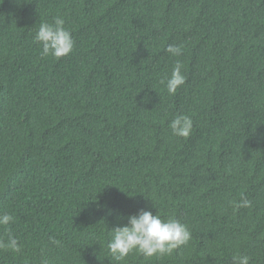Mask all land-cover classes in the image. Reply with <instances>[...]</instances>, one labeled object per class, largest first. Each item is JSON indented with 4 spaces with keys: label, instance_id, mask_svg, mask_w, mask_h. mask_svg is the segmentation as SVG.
<instances>
[{
    "label": "trees",
    "instance_id": "1",
    "mask_svg": "<svg viewBox=\"0 0 264 264\" xmlns=\"http://www.w3.org/2000/svg\"><path fill=\"white\" fill-rule=\"evenodd\" d=\"M57 16L74 49L42 58L33 36ZM140 209L192 239L119 264H264V0H0V239L21 246L0 264H117L109 232Z\"/></svg>",
    "mask_w": 264,
    "mask_h": 264
},
{
    "label": "clouds",
    "instance_id": "2",
    "mask_svg": "<svg viewBox=\"0 0 264 264\" xmlns=\"http://www.w3.org/2000/svg\"><path fill=\"white\" fill-rule=\"evenodd\" d=\"M65 20L54 17L52 23L42 22L33 36V43L41 48V57L51 56L60 59L69 55L73 49L75 41L72 33L65 28ZM165 51L173 57L182 55V46L169 44ZM183 64L176 61L171 70V74L162 80L169 95H175L177 90L186 82L183 74ZM171 133L180 138H188L192 133L193 121L188 115H176L169 122ZM232 207L238 211L242 208H250L252 201L241 194L239 201H232ZM14 221V217L7 213H0V227L8 229ZM110 239L107 249L112 260L119 262L126 260L130 254H139L146 259L162 258L171 255L175 250L186 246L192 239V234L188 226L179 220L169 217L162 219L158 213L140 209L135 214L127 217V223L114 227L109 232ZM50 242L58 245L59 241L49 238ZM0 250H10L16 253L21 251L18 239L8 233L7 239H0ZM47 264V262H45ZM232 264H250V257L247 255H233Z\"/></svg>",
    "mask_w": 264,
    "mask_h": 264
}]
</instances>
